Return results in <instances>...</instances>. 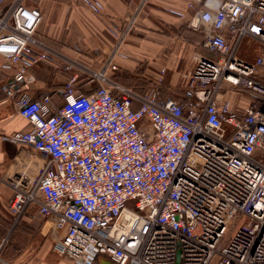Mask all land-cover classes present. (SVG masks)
Wrapping results in <instances>:
<instances>
[{
    "label": "built area",
    "instance_id": "1",
    "mask_svg": "<svg viewBox=\"0 0 264 264\" xmlns=\"http://www.w3.org/2000/svg\"><path fill=\"white\" fill-rule=\"evenodd\" d=\"M80 2L110 19L112 45L88 53H105L97 69L38 33L34 0H0V91L31 126L6 137L16 146L0 176L12 217L36 206L70 264H264V0H185L171 11L191 12L187 27L212 55L194 53L181 102L161 96L165 69L145 89L115 75L147 0L123 19ZM40 64L68 75L59 105L30 88Z\"/></svg>",
    "mask_w": 264,
    "mask_h": 264
},
{
    "label": "crops",
    "instance_id": "2",
    "mask_svg": "<svg viewBox=\"0 0 264 264\" xmlns=\"http://www.w3.org/2000/svg\"><path fill=\"white\" fill-rule=\"evenodd\" d=\"M43 11L38 33L59 43L70 57L85 61L92 68H100L105 53L98 61L89 56L94 46L105 52L113 39L107 32L110 21L105 16L95 15L80 0H34ZM123 19L137 6V0H99ZM185 0H147L139 15L121 55L116 58V77L123 83L135 80L138 89H145L156 73L165 69L167 76L162 86L161 96L183 101L186 81L184 74L194 69V53L212 57L203 48V38L199 31L187 27L186 18L179 19L171 14L174 9H183ZM183 56V57H181ZM58 64H40L29 74L34 83L31 89L38 97L46 92L52 94V102L62 101L61 90L67 74ZM9 78V73L0 70V87ZM127 85V84H125ZM228 100L241 111L247 101L238 94ZM31 129L28 122L17 114L15 102L5 100L0 91V176L11 171L15 144L6 137L15 132ZM12 196L11 189L0 181V257L2 264H70L67 258L59 257L52 251L54 233L49 223L31 206L19 219L15 220L8 210Z\"/></svg>",
    "mask_w": 264,
    "mask_h": 264
},
{
    "label": "rangeland",
    "instance_id": "3",
    "mask_svg": "<svg viewBox=\"0 0 264 264\" xmlns=\"http://www.w3.org/2000/svg\"><path fill=\"white\" fill-rule=\"evenodd\" d=\"M144 10V9H143ZM138 20V19H137ZM136 24H137V22H136ZM136 24H135V26H136ZM134 26V27H135ZM241 54H249L248 55V58L250 57V58H252V57H254V55H255V52H256V45L255 44H248V43H246V42H243L242 43V48H241ZM136 81L135 80H130V81H125L124 83L125 84H127L128 86H135L136 85V83H135ZM0 259H1V261L3 262V258L2 257H0ZM2 262H0V264H2ZM96 264H99V262L98 263H96Z\"/></svg>",
    "mask_w": 264,
    "mask_h": 264
},
{
    "label": "water",
    "instance_id": "4",
    "mask_svg": "<svg viewBox=\"0 0 264 264\" xmlns=\"http://www.w3.org/2000/svg\"><path fill=\"white\" fill-rule=\"evenodd\" d=\"M99 264H112V263L106 259H100Z\"/></svg>",
    "mask_w": 264,
    "mask_h": 264
},
{
    "label": "trees",
    "instance_id": "5",
    "mask_svg": "<svg viewBox=\"0 0 264 264\" xmlns=\"http://www.w3.org/2000/svg\"><path fill=\"white\" fill-rule=\"evenodd\" d=\"M98 262H99V260H95L94 264H96V263H98Z\"/></svg>",
    "mask_w": 264,
    "mask_h": 264
}]
</instances>
